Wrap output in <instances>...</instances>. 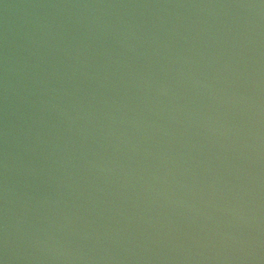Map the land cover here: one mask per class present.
Returning a JSON list of instances; mask_svg holds the SVG:
<instances>
[{
    "label": "water",
    "instance_id": "obj_1",
    "mask_svg": "<svg viewBox=\"0 0 264 264\" xmlns=\"http://www.w3.org/2000/svg\"><path fill=\"white\" fill-rule=\"evenodd\" d=\"M0 264H264V0H0Z\"/></svg>",
    "mask_w": 264,
    "mask_h": 264
}]
</instances>
